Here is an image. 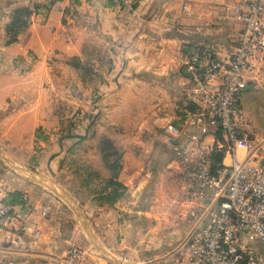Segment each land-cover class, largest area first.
I'll use <instances>...</instances> for the list:
<instances>
[{"label": "crops", "instance_id": "1", "mask_svg": "<svg viewBox=\"0 0 264 264\" xmlns=\"http://www.w3.org/2000/svg\"><path fill=\"white\" fill-rule=\"evenodd\" d=\"M136 1L127 12L112 0H0V151L71 195L114 257L173 264L207 211L186 201L191 184L175 151L181 139L163 125L209 143L219 134L187 122L185 109L195 107L184 47L229 48L242 22L211 0ZM20 6L32 14L9 43ZM245 77L241 131L264 156V66ZM113 177L126 188L110 203L99 195ZM0 201L21 228L13 240L0 233V264H58L71 244L87 240L68 203L1 157ZM85 248L87 264H113Z\"/></svg>", "mask_w": 264, "mask_h": 264}, {"label": "built area", "instance_id": "2", "mask_svg": "<svg viewBox=\"0 0 264 264\" xmlns=\"http://www.w3.org/2000/svg\"><path fill=\"white\" fill-rule=\"evenodd\" d=\"M112 1L127 12L136 9V0ZM211 2L222 7L224 17L238 18L242 28L226 49L213 44L184 47L183 71L191 85L188 99L195 107L185 109L187 122L213 125L219 134L209 143L171 121L163 125L169 137L181 139L175 151L191 184L186 201L207 211L188 235L183 259L173 264H264V156L261 145L241 131L245 113L240 101L245 75L264 66V0ZM182 9L192 14L189 1ZM216 154L222 155L221 162L213 160ZM14 219L11 205L0 201V233L8 240L21 230ZM88 258L87 248L74 243L58 264H87Z\"/></svg>", "mask_w": 264, "mask_h": 264}, {"label": "water", "instance_id": "3", "mask_svg": "<svg viewBox=\"0 0 264 264\" xmlns=\"http://www.w3.org/2000/svg\"><path fill=\"white\" fill-rule=\"evenodd\" d=\"M0 157L12 165V167L17 170L20 173L25 174L30 179L34 180L35 182L44 185L47 189H49L51 192L56 194L58 197L63 199L66 203L70 205V207L73 209L75 214L77 215L78 219L82 223L84 230L91 241V243L94 245L95 249L100 253L102 257H104L107 261L113 263V264H135L130 261L120 260L119 258L114 257L111 255L98 241L95 234L93 233L87 219L85 218L84 214L81 211V208L75 203L73 197L69 195L65 190L61 189L55 182L49 179H45L39 174H37L35 171L28 169L21 165L20 163L10 159L9 157L5 156L0 151Z\"/></svg>", "mask_w": 264, "mask_h": 264}, {"label": "trees", "instance_id": "4", "mask_svg": "<svg viewBox=\"0 0 264 264\" xmlns=\"http://www.w3.org/2000/svg\"><path fill=\"white\" fill-rule=\"evenodd\" d=\"M32 14V9L29 7H18L14 10L12 15V19L10 24L7 26V34L9 35V43L17 40L18 35L27 27L28 19ZM105 147H110L108 143H105ZM114 155H117L116 152L113 151ZM215 162L222 161V155L216 154L213 157ZM111 169L115 174L118 173L120 169V161L119 159L113 160L110 164ZM108 188H111L110 191H107ZM125 186L118 182L114 177L106 181V188L100 192L99 199L106 200L110 203L116 201L125 190Z\"/></svg>", "mask_w": 264, "mask_h": 264}, {"label": "rangeland", "instance_id": "5", "mask_svg": "<svg viewBox=\"0 0 264 264\" xmlns=\"http://www.w3.org/2000/svg\"><path fill=\"white\" fill-rule=\"evenodd\" d=\"M82 242V243H81ZM78 244H81L83 245L84 247H90L94 253H96V255L98 256H101L100 253L95 249L94 245L91 243V241L89 240L88 236H87V240H84V241H80V243ZM120 260H123L121 258H119ZM126 261V260H125Z\"/></svg>", "mask_w": 264, "mask_h": 264}]
</instances>
